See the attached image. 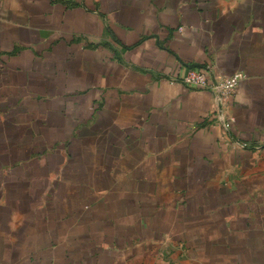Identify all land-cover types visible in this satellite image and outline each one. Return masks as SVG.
<instances>
[{"label": "crops", "instance_id": "1", "mask_svg": "<svg viewBox=\"0 0 264 264\" xmlns=\"http://www.w3.org/2000/svg\"><path fill=\"white\" fill-rule=\"evenodd\" d=\"M0 264H264V0H0Z\"/></svg>", "mask_w": 264, "mask_h": 264}, {"label": "built area", "instance_id": "2", "mask_svg": "<svg viewBox=\"0 0 264 264\" xmlns=\"http://www.w3.org/2000/svg\"><path fill=\"white\" fill-rule=\"evenodd\" d=\"M180 31L183 30L179 26ZM245 73L235 70L231 74H221L217 71L214 63L208 62L203 65L194 63H183L181 68L174 73H169L167 79L170 82H177L197 91H209L214 98V121L220 124L224 130V137L227 143L241 148L250 147L247 142L237 139L232 133L234 117L230 112V101L236 87Z\"/></svg>", "mask_w": 264, "mask_h": 264}]
</instances>
